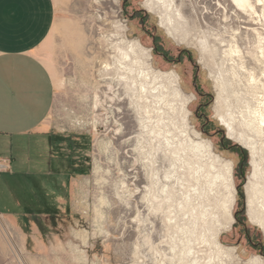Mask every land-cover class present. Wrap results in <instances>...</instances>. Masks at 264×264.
I'll return each mask as SVG.
<instances>
[{"label": "rangeland", "instance_id": "1", "mask_svg": "<svg viewBox=\"0 0 264 264\" xmlns=\"http://www.w3.org/2000/svg\"><path fill=\"white\" fill-rule=\"evenodd\" d=\"M59 16L49 138L0 144V264H264V0Z\"/></svg>", "mask_w": 264, "mask_h": 264}, {"label": "crops", "instance_id": "2", "mask_svg": "<svg viewBox=\"0 0 264 264\" xmlns=\"http://www.w3.org/2000/svg\"><path fill=\"white\" fill-rule=\"evenodd\" d=\"M70 0H0V144L48 140L56 82L43 55ZM45 144V143H44ZM0 160H9L0 157ZM8 176H13L10 170ZM0 208V214L11 216Z\"/></svg>", "mask_w": 264, "mask_h": 264}, {"label": "flooded vegetation", "instance_id": "3", "mask_svg": "<svg viewBox=\"0 0 264 264\" xmlns=\"http://www.w3.org/2000/svg\"><path fill=\"white\" fill-rule=\"evenodd\" d=\"M130 3V0H123V10H126L127 9V5ZM138 15H141L140 16V20H142V22H145V16H146V13L145 12H139V11H135L134 14L131 15V17H133L134 19H136L138 17ZM207 96H205L204 93L201 92L200 94V98L204 99L206 98ZM208 107V102H205V103H200L197 110H196V116L201 119V120H205V123H204V128H203V131H206V127L209 125V119L206 115V109ZM216 135H224V133H222L221 131L216 133ZM223 142L225 141V139L222 140ZM256 245L257 247L260 248V250L263 249V246H261V244H254ZM264 254V252H263Z\"/></svg>", "mask_w": 264, "mask_h": 264}, {"label": "bare ground", "instance_id": "4", "mask_svg": "<svg viewBox=\"0 0 264 264\" xmlns=\"http://www.w3.org/2000/svg\"><path fill=\"white\" fill-rule=\"evenodd\" d=\"M260 1H261V0H260ZM237 53H239V50H238L237 47H236V48H231V49L229 50V54H231V55H233V54H237ZM105 68H106V70H107V69H109L110 67H109L108 64H106ZM262 123L264 124V119H262ZM229 135H230V133H229ZM247 146H248V145H247ZM250 149H251L252 153L255 155V153H254V148H253V147H250ZM254 155H253V156H254ZM226 168H227L228 175L231 176V175H232V164H231V163H227V164H226ZM253 170H254V173H255V174H257L258 171H259V165H258V163H257L255 160H253Z\"/></svg>", "mask_w": 264, "mask_h": 264}, {"label": "built area", "instance_id": "5", "mask_svg": "<svg viewBox=\"0 0 264 264\" xmlns=\"http://www.w3.org/2000/svg\"><path fill=\"white\" fill-rule=\"evenodd\" d=\"M11 169L10 160H0V172H7Z\"/></svg>", "mask_w": 264, "mask_h": 264}]
</instances>
